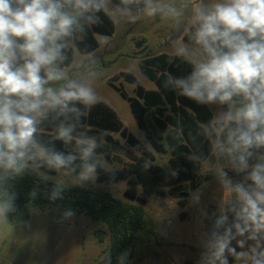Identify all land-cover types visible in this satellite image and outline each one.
Masks as SVG:
<instances>
[{
    "label": "clouds",
    "instance_id": "obj_1",
    "mask_svg": "<svg viewBox=\"0 0 264 264\" xmlns=\"http://www.w3.org/2000/svg\"><path fill=\"white\" fill-rule=\"evenodd\" d=\"M102 14L116 24L160 18L186 37L172 57L189 71L166 72L165 87L221 108L197 131L207 153L197 147L189 157L207 165L222 193L197 264H264V0H0V223L17 210L12 182L24 174L53 181L46 195L55 202L106 166L100 136L83 120L98 101L99 69L78 43ZM103 264H112L110 251Z\"/></svg>",
    "mask_w": 264,
    "mask_h": 264
},
{
    "label": "rangeland",
    "instance_id": "obj_2",
    "mask_svg": "<svg viewBox=\"0 0 264 264\" xmlns=\"http://www.w3.org/2000/svg\"><path fill=\"white\" fill-rule=\"evenodd\" d=\"M112 22L110 35H94L97 48L90 51L99 69L95 84L98 101L95 105L100 104L115 114L114 124L108 133L131 154L114 147L110 148L108 154L98 151L97 154L106 161V166L100 168L101 172H124L133 157L150 156L167 176H171V155L169 152L157 153L153 150L139 131L129 104L108 84V80L117 76L113 86L128 97L136 98L137 86L145 91H157L155 83L142 74L140 65H148L146 62L157 57L173 59L175 44L181 39L186 40V37L178 34L169 21L160 18H140L134 24ZM76 55L79 57V52ZM149 68L155 73V67L149 65ZM123 74L134 78L137 85L125 81ZM207 107L212 115L221 110L216 105ZM83 119L90 130L92 119L89 112ZM45 136H50V132H46ZM67 150L70 151L71 147ZM198 166L201 173L209 174L211 178L192 189L184 206L179 205L178 200L167 192L169 187L164 182L160 184L161 189L167 192L164 196L156 193L145 195L139 187V195L147 197L146 203L124 195L127 185L124 180L99 182L96 179L95 183L83 186L109 192L115 199L139 206L145 212L147 227L156 235L138 234L126 252L125 264H197L203 251V239L208 233L206 226L212 229L211 218L218 215L222 194L217 179L208 173L207 165L203 170ZM46 174L52 177L58 175L55 172ZM229 175L241 179L235 173L229 172ZM194 196H199V203L193 202ZM202 211L207 212V218L202 215ZM55 213L61 223L52 221L34 205L27 204L17 217L8 216L7 222L0 223V264H102L109 247L107 227L91 221L83 213L75 212L70 219H62L63 212L59 210ZM229 260L232 264L231 258Z\"/></svg>",
    "mask_w": 264,
    "mask_h": 264
},
{
    "label": "trees",
    "instance_id": "obj_3",
    "mask_svg": "<svg viewBox=\"0 0 264 264\" xmlns=\"http://www.w3.org/2000/svg\"><path fill=\"white\" fill-rule=\"evenodd\" d=\"M101 19L102 23L90 29L86 37L78 42L80 49H87L90 52L97 48L95 34H111L112 20L103 14ZM146 63L148 65H140L141 72L155 83L157 91H145L137 86L135 89L136 98H133L113 86L112 83L118 79L117 76L108 80V84L129 104L130 112L139 131L144 134L153 150L157 153L169 152L172 157L170 164L173 174L167 176L150 156H139L133 157V161L128 164L124 172L102 173L98 168L97 180L99 182L126 181L124 195L141 203H146L147 197L139 195V187L145 195L156 193L164 196L168 192L178 200L179 205L184 206L192 189L199 186L204 180L211 178L209 174L201 173L199 164L189 157L197 147L207 153V142H201L202 138L197 136V131L199 125L209 120L212 114L207 106L197 105L195 102L177 95L170 87H165V73L184 76L189 71L186 65L178 59L167 57L153 58ZM149 65L156 68L155 73L149 68ZM122 77L128 83L137 85L136 80L131 76L123 74ZM166 111H169V114L165 115ZM89 116L92 119L90 134H96L101 139V147L97 152L102 151L108 154L111 147L122 149L125 153L129 152L127 149H123V146L108 133L116 117L112 111L97 104L89 111ZM68 147L60 141L55 142L57 150L67 152ZM129 154L131 153L129 152ZM145 160L152 162L150 167H144ZM43 171L47 172V170ZM163 182L169 187L167 192L160 187ZM52 183L43 181L38 175L31 172L14 180L12 185L16 194L17 210L9 214V217H17L25 210L27 204L34 205L41 214L56 223H61L55 213L56 210L64 212L66 209H71L74 213H83L91 221L104 224L107 227L109 247L106 252L110 251L112 264H117V257L128 251L138 234L156 235L147 227L145 212L141 207L125 204L115 199L109 192L80 186L69 187L65 190L63 199L51 202L48 200L46 192L50 191ZM37 187L40 191L33 199L30 193ZM206 229L208 233L212 230L208 225Z\"/></svg>",
    "mask_w": 264,
    "mask_h": 264
},
{
    "label": "crops",
    "instance_id": "obj_4",
    "mask_svg": "<svg viewBox=\"0 0 264 264\" xmlns=\"http://www.w3.org/2000/svg\"><path fill=\"white\" fill-rule=\"evenodd\" d=\"M51 224V223H50Z\"/></svg>",
    "mask_w": 264,
    "mask_h": 264
}]
</instances>
